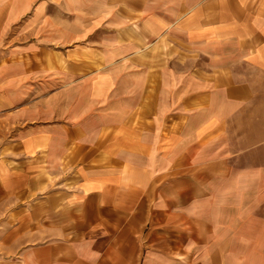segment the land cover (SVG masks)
Wrapping results in <instances>:
<instances>
[{"label":"crops","instance_id":"1","mask_svg":"<svg viewBox=\"0 0 264 264\" xmlns=\"http://www.w3.org/2000/svg\"><path fill=\"white\" fill-rule=\"evenodd\" d=\"M236 115L264 148V0H0V264H264Z\"/></svg>","mask_w":264,"mask_h":264},{"label":"rangeland","instance_id":"2","mask_svg":"<svg viewBox=\"0 0 264 264\" xmlns=\"http://www.w3.org/2000/svg\"><path fill=\"white\" fill-rule=\"evenodd\" d=\"M79 24V27L81 26V21H77ZM16 30V29H15ZM13 31V30H12ZM17 31L14 33H11L10 36L6 37L5 43H12L13 40L17 43V37L14 35ZM33 40V39H32ZM168 47L166 46V51ZM163 48L161 46L156 47L154 50L155 52H152L153 58H154V71H160L161 70V53H163ZM150 60V58H148ZM241 72H244V76L247 77V72L242 69H239ZM149 69L145 66H141L140 68H131L130 66H126L121 68V75L123 74L125 76L124 82L119 86V92H128L131 89V92H136L137 96H140L142 90H143V81L144 77L147 75V72ZM83 76H80V79H76L74 83L75 87V93L79 96L82 95L83 102H85V96L84 94L88 93L87 84L83 82ZM125 83V84H124ZM59 86H61L59 84ZM122 86L125 88V91H123ZM256 86V85H255ZM85 92V93H81ZM78 97V96H77ZM140 98V97H139ZM138 99V98H137ZM88 99L86 100V102ZM241 123H242V116L236 115L235 116V124H234V132H233V141H234V148H233V158H234V169L235 174L237 177L241 180L244 175L249 174V176H254L256 173L254 171H258L259 168H264V148L258 150L256 148H250L249 152L243 153V150H246L245 147H241V143L244 140L243 135L246 136L247 139H249L250 143H257L259 140L258 132H250V134H245L241 132ZM249 136V138H248ZM264 140V138L262 139ZM245 143V142H244ZM238 157V159H235ZM244 158V160H242ZM248 177L251 179V177ZM248 180V179H247ZM249 181V180H248ZM263 184V183H262ZM239 185H242V190L246 193L244 196L245 200L247 202H264V185L261 188V182L258 184L255 182H247V181H241ZM241 190V191H242ZM234 198L240 199L243 197V195H235Z\"/></svg>","mask_w":264,"mask_h":264}]
</instances>
